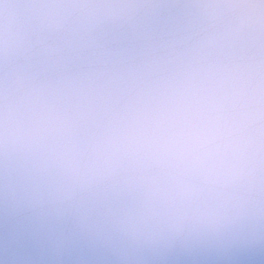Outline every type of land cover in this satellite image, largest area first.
I'll list each match as a JSON object with an SVG mask.
<instances>
[{"label": "clouds", "instance_id": "clouds-1", "mask_svg": "<svg viewBox=\"0 0 264 264\" xmlns=\"http://www.w3.org/2000/svg\"><path fill=\"white\" fill-rule=\"evenodd\" d=\"M0 264H264V0H0Z\"/></svg>", "mask_w": 264, "mask_h": 264}]
</instances>
